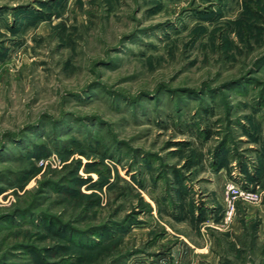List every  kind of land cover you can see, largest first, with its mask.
Wrapping results in <instances>:
<instances>
[{
  "label": "rangeland",
  "instance_id": "rangeland-1",
  "mask_svg": "<svg viewBox=\"0 0 264 264\" xmlns=\"http://www.w3.org/2000/svg\"><path fill=\"white\" fill-rule=\"evenodd\" d=\"M0 264H264V0H0Z\"/></svg>",
  "mask_w": 264,
  "mask_h": 264
},
{
  "label": "built area",
  "instance_id": "built-area-1",
  "mask_svg": "<svg viewBox=\"0 0 264 264\" xmlns=\"http://www.w3.org/2000/svg\"><path fill=\"white\" fill-rule=\"evenodd\" d=\"M47 160H40V165H45ZM252 187V186H251ZM260 193L258 190H252V188L241 187L233 181H229L225 184V202L228 210V215L234 210V204L242 199L249 202H256L259 200Z\"/></svg>",
  "mask_w": 264,
  "mask_h": 264
},
{
  "label": "trees",
  "instance_id": "trees-1",
  "mask_svg": "<svg viewBox=\"0 0 264 264\" xmlns=\"http://www.w3.org/2000/svg\"><path fill=\"white\" fill-rule=\"evenodd\" d=\"M208 135V134H207ZM200 162L198 160H192L189 161L187 164V167L190 169L191 167H195L199 164ZM228 161L224 158L220 159L219 162L216 164V170H220L224 167H228ZM242 172L244 174V177L246 178V180L255 183L257 180L255 179L254 181H252L254 178L250 175V173L247 171V166L242 167ZM173 175H174V181L177 182L178 187H177V191L178 193L181 195V198L184 196V191L183 189H185V187L183 186V179L181 178L180 174L178 173L177 170L173 171ZM257 177V176H256ZM258 179V178H257ZM20 188H22V184L19 186ZM45 218V217H44ZM43 223V227L48 230V231H52V233H56L57 235H61L58 230V225L57 223L55 224L52 220H50V218H45V220L42 221ZM69 242L71 243L72 240H70L68 238Z\"/></svg>",
  "mask_w": 264,
  "mask_h": 264
}]
</instances>
